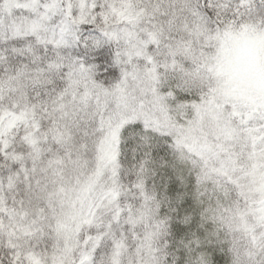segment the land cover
Listing matches in <instances>:
<instances>
[{"label": "snow or ice", "instance_id": "1", "mask_svg": "<svg viewBox=\"0 0 264 264\" xmlns=\"http://www.w3.org/2000/svg\"><path fill=\"white\" fill-rule=\"evenodd\" d=\"M0 264H264V0H0Z\"/></svg>", "mask_w": 264, "mask_h": 264}]
</instances>
